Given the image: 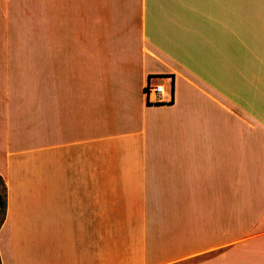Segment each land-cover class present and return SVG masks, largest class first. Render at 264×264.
Returning a JSON list of instances; mask_svg holds the SVG:
<instances>
[{"label":"crops","instance_id":"0c3cea01","mask_svg":"<svg viewBox=\"0 0 264 264\" xmlns=\"http://www.w3.org/2000/svg\"><path fill=\"white\" fill-rule=\"evenodd\" d=\"M0 179V264H264V0H0Z\"/></svg>","mask_w":264,"mask_h":264},{"label":"rangeland","instance_id":"374dc122","mask_svg":"<svg viewBox=\"0 0 264 264\" xmlns=\"http://www.w3.org/2000/svg\"><path fill=\"white\" fill-rule=\"evenodd\" d=\"M27 8V39L34 38V0H25ZM3 191L0 184V203L2 201ZM2 209L0 207V218H1Z\"/></svg>","mask_w":264,"mask_h":264},{"label":"built area","instance_id":"2783aa9c","mask_svg":"<svg viewBox=\"0 0 264 264\" xmlns=\"http://www.w3.org/2000/svg\"><path fill=\"white\" fill-rule=\"evenodd\" d=\"M143 93L146 96V98L154 97V96H160L162 93V88L160 85L153 84L151 82H147L144 85Z\"/></svg>","mask_w":264,"mask_h":264},{"label":"trees","instance_id":"16d2710c","mask_svg":"<svg viewBox=\"0 0 264 264\" xmlns=\"http://www.w3.org/2000/svg\"><path fill=\"white\" fill-rule=\"evenodd\" d=\"M0 184H1V187H2V191H4V187H3V184H2L1 179H0ZM0 207H1V209H2L1 218H0V223H1V220H2V214H3V208H4L3 197H2V201H1V203H0Z\"/></svg>","mask_w":264,"mask_h":264}]
</instances>
